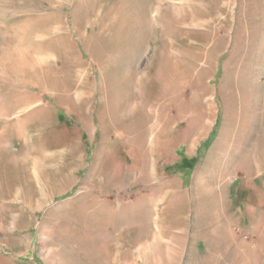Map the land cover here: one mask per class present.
<instances>
[{
	"label": "rangeland",
	"instance_id": "rangeland-1",
	"mask_svg": "<svg viewBox=\"0 0 264 264\" xmlns=\"http://www.w3.org/2000/svg\"><path fill=\"white\" fill-rule=\"evenodd\" d=\"M0 264H264V0H0Z\"/></svg>",
	"mask_w": 264,
	"mask_h": 264
},
{
	"label": "bare ground",
	"instance_id": "bare-ground-1",
	"mask_svg": "<svg viewBox=\"0 0 264 264\" xmlns=\"http://www.w3.org/2000/svg\"><path fill=\"white\" fill-rule=\"evenodd\" d=\"M155 114V116H157L156 115V113H154ZM156 123V122H155ZM158 123V122H157ZM154 125V124H153ZM153 127V126H152ZM155 128H156V124H155ZM151 133V132H150ZM156 132L154 131V129H153V131H152V133L149 135V139L151 140V142H153L154 143V140L156 139V136L158 135L157 133H156V136H154V134H155ZM158 137V136H157ZM156 143V142H155Z\"/></svg>",
	"mask_w": 264,
	"mask_h": 264
}]
</instances>
